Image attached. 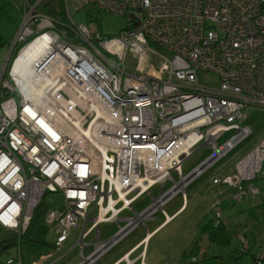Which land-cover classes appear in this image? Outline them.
I'll return each instance as SVG.
<instances>
[{
	"label": "built area",
	"instance_id": "built-area-1",
	"mask_svg": "<svg viewBox=\"0 0 264 264\" xmlns=\"http://www.w3.org/2000/svg\"><path fill=\"white\" fill-rule=\"evenodd\" d=\"M39 2L26 0L11 47L25 42L17 56L48 35L34 74L46 82L39 102L50 101L54 115L11 73L15 56L0 74V228L20 236L43 196L57 193L62 206L44 217L56 227L57 251L80 220V250L100 222L118 225L112 236L95 241L89 255L81 251L78 264H95L250 133L241 125L243 109L264 107V0H63L67 22L59 27L38 10ZM89 4L125 17L127 27L103 37L75 23L70 8ZM152 44L170 53L159 55L158 67L147 65L149 54L158 55ZM129 53L136 60L133 71L126 68ZM200 72L216 74L219 84L203 83ZM229 129L233 136L218 146L217 137ZM202 141L212 153L183 175V161ZM259 179L264 180V139L230 174L212 181L225 184L240 200L259 192ZM166 180L173 185L163 192ZM155 184L158 195L121 227L119 211L131 209L133 200ZM94 207L96 215L89 217ZM211 210L215 227L225 222L217 202ZM85 222H92L90 229L84 230ZM4 264L23 263L16 256Z\"/></svg>",
	"mask_w": 264,
	"mask_h": 264
},
{
	"label": "rangeland",
	"instance_id": "rangeland-1",
	"mask_svg": "<svg viewBox=\"0 0 264 264\" xmlns=\"http://www.w3.org/2000/svg\"><path fill=\"white\" fill-rule=\"evenodd\" d=\"M24 1L25 0H0V29L1 26L5 27V31L11 28L9 19L12 18V16L15 17V20L18 21L20 25L21 17L17 7L23 5ZM57 1L58 0H54L55 3H57ZM62 4L65 14V6L64 3H61V7ZM57 8L59 9L60 6L57 5ZM40 9L41 8L38 7V10ZM69 14L72 16L75 23L87 24L92 31H97L103 37L117 36L127 27L125 17L108 13L94 4H89L85 8L79 10L70 8ZM66 18L67 15H65L64 20L61 22H67ZM207 24L209 23L207 22ZM3 36L8 39L10 43L14 35L3 34ZM3 45L4 47H0V73L9 50V61H12L15 57V53L12 54L14 47L8 50L10 44L8 45V43H5ZM6 45H8V47H6ZM151 47L158 55L149 54L147 57V65L153 64V66L158 67L163 60L159 55L169 57L170 53L164 48L154 44H152ZM18 57L20 58V56ZM135 62L134 55L129 53L127 55L126 68H128L129 71H133ZM7 65L10 68L11 63ZM137 72L143 73L144 69L137 70ZM199 79L203 83L211 86H217L220 82L219 77L212 72H200ZM243 112H245V118L241 123L244 126L250 127L251 132L238 141L211 166L205 169L201 175L191 180L184 187L188 201L187 209L179 216L175 217L172 222L156 235V242L153 241L156 243L160 253V255H156L158 264H181L183 262H191L192 255L188 253V251L184 255H180L179 252L186 247L188 249L195 237H197L199 242V250L195 251L196 253L194 252L195 254H193L197 261L189 264H252L253 258L251 253L256 255L257 264H264V180L259 179L255 181V183H259V193L244 195L240 200H236L231 196V190L227 186L223 184H212L211 182V177L216 175L220 177L231 172L235 167V163L258 145L264 138V107L249 105L246 109H243ZM233 134V129L222 132L217 137L218 146L231 138ZM211 153L212 147L204 144V141L200 142L195 146L194 151L183 161L181 165L182 173L184 175L188 174ZM172 175L174 177H172L173 180L177 181L179 179L176 172L173 171ZM171 184L172 183L167 180L163 184V190L168 189ZM157 190H159V184L151 188L150 194L152 197L157 196ZM194 193H197V195L194 196ZM150 201L151 197L144 194L134 202L133 211L124 209L125 211L118 215L119 220L124 217H133L135 213L139 214L142 208L145 210L149 206ZM181 201L182 195L181 192H178L173 195L167 205L163 206V209H166L167 212H173L181 204ZM215 202L219 204L221 216L225 219L226 228L230 233L228 240L226 239L224 242L207 237V233L210 231L212 232L214 229V225L211 223L214 214L211 207ZM61 206L62 198L59 194L46 193L43 196L41 204L38 206V221L31 232V236L34 239L54 242L56 237L55 228L45 222L44 217L48 209L60 208ZM158 214H160V211L156 215ZM95 215L96 208L91 211L89 217H95ZM81 222L82 221H80V223ZM126 223V221H124L123 224L121 222V227L126 225ZM90 224L91 222H87L85 227L87 228ZM146 225L148 229H151L152 225L149 222H147ZM146 225L140 224L136 226L123 238V243L133 242L139 235H144L146 231L144 226ZM100 229L101 238H105V236H112L119 227L115 221H107L100 224ZM80 232L81 228L76 229V231L74 230L71 232L69 238L79 236ZM12 234V232L0 228V239L10 237ZM95 240V232L93 231L87 235L85 242H94ZM244 248L250 251L242 252ZM89 250L90 247L86 246L84 248V253L87 254ZM75 251H79L78 246L69 250L60 260L56 261V264L66 263ZM110 253L111 252H109L108 255ZM9 256L14 257V251L9 250L8 252L1 253L0 264H4L5 261L10 258Z\"/></svg>",
	"mask_w": 264,
	"mask_h": 264
},
{
	"label": "crops",
	"instance_id": "crops-1",
	"mask_svg": "<svg viewBox=\"0 0 264 264\" xmlns=\"http://www.w3.org/2000/svg\"><path fill=\"white\" fill-rule=\"evenodd\" d=\"M29 2V1H28ZM30 3V2H29ZM25 4H26V0L23 2V5H20L18 6V11H19V14H20V17L21 15L23 14V11H24V7H25ZM10 20V26L11 28L8 30V31H5V27L1 26V29H0V37H1V43H0V47H4L3 44L5 43H8L9 45V48L8 50L11 48V42L14 38V36L16 35V32L19 28V22L15 20V17L12 16V18L9 19ZM21 22V21H20ZM59 26V25H58ZM4 35H14L12 37V40L11 42L9 43L8 39H6ZM8 45H6V47H8ZM10 51V50H9ZM8 51V53H9ZM7 53V54H8ZM6 59V58H5ZM5 61V60H4ZM241 125H243L241 123ZM244 126V125H243ZM251 132V131H250ZM264 139V138H263ZM262 139V140H263ZM261 140V141H262ZM260 141V142H261ZM259 142V143H260ZM240 160V159H239ZM201 163V162H200ZM199 163V164H200ZM198 164V165H199ZM236 164V163H235ZM197 166V165H196ZM211 166V165H210ZM207 169V168H206ZM233 171V170H232ZM231 171V172H232ZM182 172V171H181ZM231 172L227 173V174H230ZM203 173V172H202ZM201 173V174H202ZM183 174V173H182ZM200 174V175H201ZM226 174V175H227ZM184 175V174H183ZM187 175V174H186ZM171 176L173 177L172 175V172H171ZM178 176V174H177ZM217 176V175H216ZM214 177V176H213ZM211 177V180L212 178ZM174 178V177H173ZM167 181V180H166ZM164 181V183L166 182ZM172 184L171 186L168 188L170 189L173 185V182L171 180H169ZM212 184H222V183H213V181H211ZM259 182V181H258ZM188 184V183H187ZM186 184V185H187ZM259 184V183H258ZM156 185V184H155ZM185 185V186H186ZM225 185V184H223ZM154 185H152L149 189V193H143V194H140L138 195L132 202L131 206L132 208L130 210L133 211V204L136 200H138L141 196H143L144 194L146 195H149V196H152L150 194V190L151 188L153 187ZM184 186V187H185ZM226 186V185H225ZM259 186V185H258ZM229 188V187H228ZM166 189V190H168ZM230 189V188H229ZM159 190H160V185H159ZM159 190H157V195L159 193ZM166 190H163V186H162V191H166ZM231 190V189H230ZM178 192H181V195H182V201H181V204L173 211V212H167L166 209H163V211L161 210H157L156 213H154L153 215H151L150 217H148L146 220H145V223L143 225H146L147 222H149L152 227L151 229H148L147 228V225L144 226L146 228V231L144 233V235L142 236H138L135 238V240L133 242H126V243H123V238L128 234L124 235L123 237H121L118 242L113 246L111 247L110 249H108L104 254H102L96 261L95 264H158V261H157V258H156V255H160L159 253V249L157 248V245L156 243H154L153 241L156 242L155 238H156V235L165 227L167 226L170 222L173 221V219L177 216H179L185 209H187L188 207V201H187V195L185 194V191H184V188H183V191H178ZM177 192V193H178ZM259 192H260V188H259ZM258 192V193H259ZM176 194V193H175ZM257 194V193H256ZM197 193H194V196H196ZM173 197V196H172ZM170 197L164 205H167V203H169V200L172 198ZM96 208V207H94ZM94 208H91L89 213H88V216L90 215L91 211L94 209ZM37 209V208H36ZM36 209L34 210L33 212V215L32 217L34 216L35 214V211ZM125 210H129L127 208H124ZM124 209H121L119 212H123L125 211ZM144 208H142L140 211H142ZM139 211V212H140ZM160 211V214L156 215L158 212ZM96 212H97V208H96ZM119 213V214H120ZM124 218H121V220L119 221V224L122 222V224L124 223ZM82 221V220H80ZM87 222H85L84 224V230H87V229H90V225L86 228L85 225H86ZM92 223V222H91ZM102 222H100L101 224ZM49 225L53 226L55 228V233L56 232V227L54 224L52 223H48ZM100 224H99V227L97 229H91L87 232L86 236L84 237L83 239V242H84V245H83V248L80 250V246L79 244L80 243H76L80 237L77 236V237H70L68 238L64 243H63V246H62V249L60 251H57L55 246H54V249L44 253V254H41L39 257H28L27 254L25 252H23V250L19 247V246H15V247H12L10 250L14 251V257L17 256V258L20 259V261L25 264L27 262H31V263H35V264H56V261L60 260L66 253L69 252V250L73 249L75 246H78L79 247V251H75L68 259V261L64 264H78L79 261H80V254H81V251H82V255L84 256H87L89 255L92 250H93V247H94V243L95 241H97L98 238L100 239H107L108 237L105 236V238H101V229H100ZM138 226V225H137ZM81 228L82 230V222L80 223V225L76 228ZM34 229V228H33ZM75 229V231H76ZM98 230V232H97ZM9 231V230H8ZM74 230H72L71 232H73ZM95 232V238L96 240L94 242H85V239L87 237L88 234H90L91 232ZM132 231V230H131ZM130 231V232H131ZM202 231V230H201ZM200 231V233H201ZM9 232H12V231H9ZM129 232V233H130ZM13 234L11 236H16V233L12 232ZM81 233V232H80ZM115 233V232H114ZM208 234V233H207ZM57 235V234H56ZM56 239V237H55ZM197 239V237L194 238V240ZM55 242V240H54ZM54 242H52L54 244ZM74 244V246H72ZM88 246L90 247V250L87 254L84 253V248ZM187 248V247H186ZM184 249H182L179 254L183 251ZM111 252L109 255L108 253ZM164 256V255H162ZM9 257H12V256H9Z\"/></svg>",
	"mask_w": 264,
	"mask_h": 264
},
{
	"label": "trees",
	"instance_id": "trees-1",
	"mask_svg": "<svg viewBox=\"0 0 264 264\" xmlns=\"http://www.w3.org/2000/svg\"><path fill=\"white\" fill-rule=\"evenodd\" d=\"M31 4L34 3L36 0H28ZM63 0H58L57 3L54 2V0H40L39 2V7L41 8L40 11L42 13H44L45 15L49 16L50 18L54 19L55 21H57L58 25H63L64 23H62L61 21L64 20L65 18V14H64V7L62 4L61 7V3ZM41 3V4H40ZM57 5L60 6V8H57ZM59 27V26H58ZM0 42H1V37H0ZM25 44V42L20 43L19 45H16L14 47V49L12 50V54H14L16 56L18 50ZM13 55V57H14ZM11 61V60H10ZM9 61V62H10ZM9 64V63H8ZM9 67H7L8 69ZM39 208L37 207L34 216L31 218L27 229L25 230V232L23 234H21L20 236L16 237V236H10V237H6L3 239H0V254L3 252H8L12 247L15 246H19L23 252H25L27 254L28 257H39L41 254H44L52 249H54V244L52 242L46 241V240H39V239H34L31 236V232L36 224V222L38 221V213ZM214 217V216H213ZM212 217V218H213ZM213 220V219H212ZM211 223L213 224V221H211ZM229 231L226 228V224L225 222H221L217 227L214 226V229L212 230V232H208L207 237L210 238H214L217 241H223L224 240H228L229 238ZM199 250V242L198 239H195L191 245L189 246V248H185L180 255H184L187 253H190L192 255V261L191 262H183L181 264H189V263H195L197 260L195 258V256H193V254H195V251ZM250 250H248L247 248H244V250L242 252H249ZM195 252V253H194ZM252 258H253V263L252 264H257V257L255 254H252Z\"/></svg>",
	"mask_w": 264,
	"mask_h": 264
},
{
	"label": "bare ground",
	"instance_id": "bare-ground-1",
	"mask_svg": "<svg viewBox=\"0 0 264 264\" xmlns=\"http://www.w3.org/2000/svg\"><path fill=\"white\" fill-rule=\"evenodd\" d=\"M48 39L49 37L46 34L23 47L24 50L21 49L14 59L11 70V73L16 76V80L21 81L24 86L23 88H30L29 90L26 89V94L37 102L40 101L39 97L43 92L46 82H44V78H41L39 74H34V72H36L34 66L37 65L45 53L48 47ZM18 56H20V58ZM49 102L45 101L44 104L39 102V104L42 108L46 109L48 114L54 115Z\"/></svg>",
	"mask_w": 264,
	"mask_h": 264
},
{
	"label": "water",
	"instance_id": "water-1",
	"mask_svg": "<svg viewBox=\"0 0 264 264\" xmlns=\"http://www.w3.org/2000/svg\"><path fill=\"white\" fill-rule=\"evenodd\" d=\"M8 56H9V53H8V55H7V57H6L5 61H4V63H3V67H2V70H1V73H0L1 75L4 74V71H5V69L7 68V64L9 63Z\"/></svg>",
	"mask_w": 264,
	"mask_h": 264
}]
</instances>
